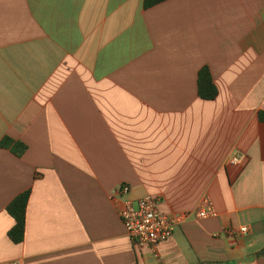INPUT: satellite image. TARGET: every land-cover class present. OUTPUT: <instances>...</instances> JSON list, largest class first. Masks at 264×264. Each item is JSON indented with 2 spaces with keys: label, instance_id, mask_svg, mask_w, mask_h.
<instances>
[{
  "label": "crops",
  "instance_id": "crops-1",
  "mask_svg": "<svg viewBox=\"0 0 264 264\" xmlns=\"http://www.w3.org/2000/svg\"><path fill=\"white\" fill-rule=\"evenodd\" d=\"M261 113L264 0H0V142L27 147L0 148V264H264ZM27 191L15 244L7 208ZM148 195L183 215L209 196L217 216L157 259L119 215Z\"/></svg>",
  "mask_w": 264,
  "mask_h": 264
},
{
  "label": "built area",
  "instance_id": "built-area-1",
  "mask_svg": "<svg viewBox=\"0 0 264 264\" xmlns=\"http://www.w3.org/2000/svg\"><path fill=\"white\" fill-rule=\"evenodd\" d=\"M233 163L239 162L238 157L231 160ZM130 187L122 186L114 195L121 199L128 196ZM161 198L145 196L142 199L133 201L123 199L119 210L120 218L124 224L127 235L134 243L138 252L145 249L152 251L155 258L159 259L158 247L170 241L177 228L193 216L195 219H209L217 216L216 209L209 196L204 197L197 209L189 214H167L160 209ZM250 232L249 227H242L237 232L246 235ZM229 235L235 236L236 231L231 230ZM17 264V263H14Z\"/></svg>",
  "mask_w": 264,
  "mask_h": 264
},
{
  "label": "trees",
  "instance_id": "trees-1",
  "mask_svg": "<svg viewBox=\"0 0 264 264\" xmlns=\"http://www.w3.org/2000/svg\"><path fill=\"white\" fill-rule=\"evenodd\" d=\"M168 0H144V8H153ZM198 92L200 98L208 101L215 100L218 96V89L214 84L211 72L208 68L200 71L198 80ZM260 120L264 122V113L260 114ZM0 148L11 149L18 157H22L27 150L25 144L17 142L10 137H5L0 142ZM31 192L27 191L16 197L8 206L7 211L14 219L15 225L9 232V238L15 244L24 242L26 234V216ZM264 256V250L259 254Z\"/></svg>",
  "mask_w": 264,
  "mask_h": 264
}]
</instances>
